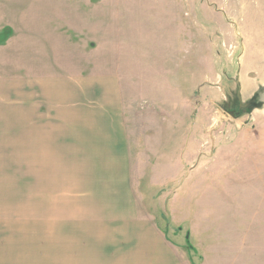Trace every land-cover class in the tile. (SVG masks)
<instances>
[{
	"label": "rangeland",
	"instance_id": "rangeland-1",
	"mask_svg": "<svg viewBox=\"0 0 264 264\" xmlns=\"http://www.w3.org/2000/svg\"><path fill=\"white\" fill-rule=\"evenodd\" d=\"M54 69L120 77L137 219L182 264H264V101L226 111L239 89L243 103L264 97V0H0V242L94 224L79 217L94 203L75 217L71 192L64 217L41 216L35 197L28 213L24 155L14 164L7 146L23 149L11 128L23 124L25 77Z\"/></svg>",
	"mask_w": 264,
	"mask_h": 264
},
{
	"label": "crops",
	"instance_id": "crops-1",
	"mask_svg": "<svg viewBox=\"0 0 264 264\" xmlns=\"http://www.w3.org/2000/svg\"><path fill=\"white\" fill-rule=\"evenodd\" d=\"M24 86L23 124L11 128V137L23 131V149L10 137L7 146L14 164L24 155L28 213L35 197L41 216L64 217L71 192L75 217L81 201L94 203L79 214L94 224L41 230L42 239L56 235L51 242H0V264H182L163 231L137 219L131 165L139 163L120 77L54 69L32 72ZM183 160L192 165L191 150Z\"/></svg>",
	"mask_w": 264,
	"mask_h": 264
},
{
	"label": "water",
	"instance_id": "water-1",
	"mask_svg": "<svg viewBox=\"0 0 264 264\" xmlns=\"http://www.w3.org/2000/svg\"><path fill=\"white\" fill-rule=\"evenodd\" d=\"M238 100H239V104H240V109H243V111H245L247 109V107H249L250 105H253V104H259L260 102L264 101V97L263 96H259L258 99H256L255 101H251L249 103H243L242 101V97H241V93H240V89L238 91ZM226 111L228 113H230L231 115H233L234 117H237L240 115V113H236L234 110H227Z\"/></svg>",
	"mask_w": 264,
	"mask_h": 264
},
{
	"label": "flooded vegetation",
	"instance_id": "flooded-vegetation-1",
	"mask_svg": "<svg viewBox=\"0 0 264 264\" xmlns=\"http://www.w3.org/2000/svg\"><path fill=\"white\" fill-rule=\"evenodd\" d=\"M227 110H234L236 113H241L243 111V109H240L239 100H238V104L234 106L233 109H227Z\"/></svg>",
	"mask_w": 264,
	"mask_h": 264
}]
</instances>
